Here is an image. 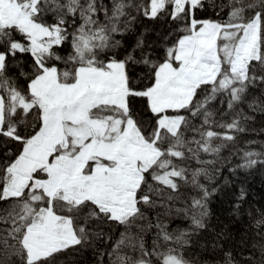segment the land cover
I'll return each instance as SVG.
<instances>
[{
  "label": "snow or ice",
  "instance_id": "1",
  "mask_svg": "<svg viewBox=\"0 0 264 264\" xmlns=\"http://www.w3.org/2000/svg\"><path fill=\"white\" fill-rule=\"evenodd\" d=\"M258 117L264 0H0V264H264Z\"/></svg>",
  "mask_w": 264,
  "mask_h": 264
},
{
  "label": "trees",
  "instance_id": "2",
  "mask_svg": "<svg viewBox=\"0 0 264 264\" xmlns=\"http://www.w3.org/2000/svg\"><path fill=\"white\" fill-rule=\"evenodd\" d=\"M251 127L255 129L264 128V118L258 117ZM249 138L264 140V134H253ZM240 182H243V186L248 191L250 201L253 203H264V169L253 170L250 174L240 175V179L237 183ZM235 190V188L231 190L226 189L213 197L210 205L214 213L211 224L216 230L226 229L238 239V232L241 226L235 224L233 218L229 216L232 192ZM83 259L85 264H90L89 256L85 255Z\"/></svg>",
  "mask_w": 264,
  "mask_h": 264
}]
</instances>
